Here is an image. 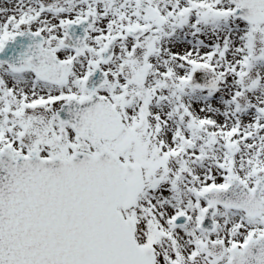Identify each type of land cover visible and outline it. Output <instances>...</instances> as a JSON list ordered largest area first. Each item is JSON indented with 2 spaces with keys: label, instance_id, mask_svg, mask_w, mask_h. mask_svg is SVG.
<instances>
[{
  "label": "snow or ice",
  "instance_id": "obj_1",
  "mask_svg": "<svg viewBox=\"0 0 264 264\" xmlns=\"http://www.w3.org/2000/svg\"><path fill=\"white\" fill-rule=\"evenodd\" d=\"M0 264H264V0H0Z\"/></svg>",
  "mask_w": 264,
  "mask_h": 264
}]
</instances>
